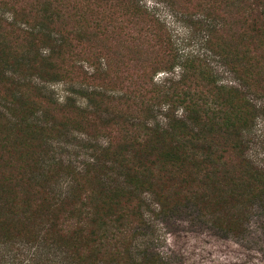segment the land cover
<instances>
[{"label":"trees","instance_id":"trees-1","mask_svg":"<svg viewBox=\"0 0 264 264\" xmlns=\"http://www.w3.org/2000/svg\"><path fill=\"white\" fill-rule=\"evenodd\" d=\"M198 1L204 47L227 83L199 56L172 54L151 17L145 33L162 54L115 91L107 58L83 39L99 23L79 22L62 0H0V243L49 264L125 261L117 248L139 235L149 209L187 204L242 235L264 192V168L248 155L264 115V0ZM157 71L166 75L155 82ZM74 132L88 144L79 163L58 151Z\"/></svg>","mask_w":264,"mask_h":264},{"label":"rangeland","instance_id":"rangeland-1","mask_svg":"<svg viewBox=\"0 0 264 264\" xmlns=\"http://www.w3.org/2000/svg\"><path fill=\"white\" fill-rule=\"evenodd\" d=\"M62 2L66 6L65 10L69 12L73 6H77L76 11L81 13L79 22L85 18L100 24L99 31L90 29L91 34L84 35L83 39L86 46L97 51L100 61L107 58L109 74L115 76L111 85L115 91L124 86L123 80L128 81L131 76L134 79L138 71L146 68L153 59L162 54L159 46L146 35L147 23L151 17L164 25L166 32L163 38L168 39L172 54L180 59L187 54H195L206 61L218 83L225 84L229 80L217 57L211 55L204 47L207 32L205 21L198 16V0ZM86 31L87 29L84 32ZM0 39L3 40L2 43L6 42L4 33H0ZM95 59L97 61V57ZM82 64L84 72L92 71L88 63ZM178 72L176 67L175 78L178 77ZM165 75L163 71H157L153 78L158 82ZM73 84L76 88L80 85L79 82ZM50 88L60 102L65 95L64 86L54 83ZM74 99L76 102L81 100L78 96ZM82 138L79 132L68 135V141L58 149L62 157L77 163L83 160L88 144L83 143ZM248 140L250 160L254 165L264 168V115L257 117ZM261 194L262 197L253 202L244 223L245 231L239 238L226 235L210 222L203 221L190 204L164 213L149 209L145 223L137 228L139 235L131 237L128 243L117 248L123 251L120 254L124 256L125 261L101 264H144V260L145 264H264V192ZM0 264L49 263L39 257H33L31 249L12 244L10 239L6 243H0ZM51 264L60 263L54 259Z\"/></svg>","mask_w":264,"mask_h":264}]
</instances>
